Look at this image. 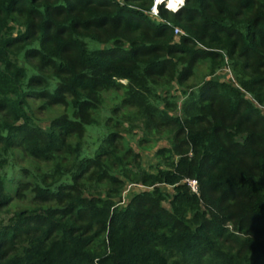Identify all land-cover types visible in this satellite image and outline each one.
<instances>
[{
    "label": "trees",
    "instance_id": "trees-1",
    "mask_svg": "<svg viewBox=\"0 0 264 264\" xmlns=\"http://www.w3.org/2000/svg\"><path fill=\"white\" fill-rule=\"evenodd\" d=\"M153 4L0 0L1 169L17 148L65 158L68 137L93 124L101 93L122 81L140 98L155 95L163 77L182 84L203 62L211 76L227 65L234 77L186 93L184 121L171 119L180 141L156 152V172L140 165L130 173L152 189L127 205L73 185L38 186L42 201L61 207L0 219V264H264V0H186L177 13L160 4L157 18ZM30 99L73 115L43 130ZM88 161L101 180L120 184ZM10 200L0 173V214Z\"/></svg>",
    "mask_w": 264,
    "mask_h": 264
},
{
    "label": "rangeland",
    "instance_id": "rangeland-1",
    "mask_svg": "<svg viewBox=\"0 0 264 264\" xmlns=\"http://www.w3.org/2000/svg\"><path fill=\"white\" fill-rule=\"evenodd\" d=\"M158 14L159 10L153 16L157 18ZM211 69L209 62L200 63L195 75L182 84L178 78L158 79L153 85L156 94L148 93L150 97L147 93L140 98L132 97L131 85L127 81L121 82L122 87L103 91L101 108L92 112L93 124L81 134L68 137L65 158L60 156L58 160H43L28 155L21 148L12 149L4 169L0 166V173L6 177L7 192L11 195L9 204L0 214L1 221L8 223L18 212H42L61 207L59 202L42 201L37 196L38 186L56 188L64 184L73 185L84 197L109 198L117 206L127 205L136 192L152 189L129 181L127 177L136 172V167L140 165L152 173L156 172V152L180 141L176 137L179 127L171 119L184 121L186 93H197L210 80L234 82L227 65L213 76ZM45 104L44 100H29L30 115L43 130H49L53 121L73 115L68 106L46 107ZM88 159L97 160L103 169L109 167L111 175L120 180V184L109 179L101 180L98 174H93L101 169L94 168V163ZM75 174L79 176L76 178ZM63 190L73 191L71 188ZM168 191L171 193L172 189ZM166 207L170 208V205L166 204Z\"/></svg>",
    "mask_w": 264,
    "mask_h": 264
},
{
    "label": "clouds",
    "instance_id": "clouds-1",
    "mask_svg": "<svg viewBox=\"0 0 264 264\" xmlns=\"http://www.w3.org/2000/svg\"><path fill=\"white\" fill-rule=\"evenodd\" d=\"M165 0H154V4L152 7L153 14L157 13L158 6L164 3ZM186 4V0H167L165 4L166 10L171 13L179 12Z\"/></svg>",
    "mask_w": 264,
    "mask_h": 264
},
{
    "label": "built area",
    "instance_id": "built-area-1",
    "mask_svg": "<svg viewBox=\"0 0 264 264\" xmlns=\"http://www.w3.org/2000/svg\"><path fill=\"white\" fill-rule=\"evenodd\" d=\"M165 4L167 3V1L164 2ZM163 4V3H162ZM165 6V5H164ZM158 10V9H157ZM157 15V13H156ZM180 33V30L179 29H176V34H179ZM188 184H189V187L192 189V191L194 193H198V183L197 181H194V180H188Z\"/></svg>",
    "mask_w": 264,
    "mask_h": 264
},
{
    "label": "bare ground",
    "instance_id": "bare-ground-1",
    "mask_svg": "<svg viewBox=\"0 0 264 264\" xmlns=\"http://www.w3.org/2000/svg\"><path fill=\"white\" fill-rule=\"evenodd\" d=\"M167 1V0H166Z\"/></svg>",
    "mask_w": 264,
    "mask_h": 264
}]
</instances>
